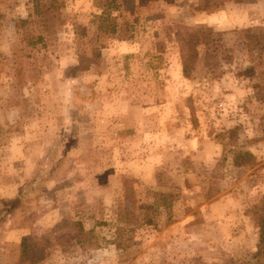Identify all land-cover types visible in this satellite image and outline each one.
Returning a JSON list of instances; mask_svg holds the SVG:
<instances>
[{
    "label": "rangeland",
    "instance_id": "1",
    "mask_svg": "<svg viewBox=\"0 0 264 264\" xmlns=\"http://www.w3.org/2000/svg\"><path fill=\"white\" fill-rule=\"evenodd\" d=\"M34 1L0 0V264H28L25 237L44 248L36 264L248 258L264 197V0H116L112 35L96 31L102 0ZM240 150L254 161L235 165ZM118 205L131 223L114 224ZM77 222L98 247L79 246Z\"/></svg>",
    "mask_w": 264,
    "mask_h": 264
},
{
    "label": "trees",
    "instance_id": "2",
    "mask_svg": "<svg viewBox=\"0 0 264 264\" xmlns=\"http://www.w3.org/2000/svg\"><path fill=\"white\" fill-rule=\"evenodd\" d=\"M36 7V11H38V2L37 0L34 1ZM101 9L102 12L100 16H98L97 19V26H96V31L103 33V34H108L112 35L116 31V24L114 22V18L111 15V9L112 8H117L116 5V0H102L101 3ZM51 6L48 7L50 10ZM24 23V22H23ZM46 28V31H45ZM47 32V27H44L42 29L41 34H39L36 37V42L45 44V33ZM201 33V31H199ZM188 43L189 44H194L195 46L199 44V36L198 33H190L188 34ZM195 49V48H194ZM193 51L195 52V50ZM196 53V52H195ZM191 54V53H190ZM97 57H100V53L97 52L95 54ZM190 60H183L182 63V73L184 77H188L190 75ZM233 162L235 165L241 166L246 163H251L254 161V157L250 152H244V151H235L233 154ZM124 184H127V182H124ZM160 201H162V204L165 206L169 205L168 199L165 196L160 197ZM138 208L140 209H151L150 206H139ZM252 215L255 218L257 228H258V242L256 246L255 252L250 254L248 258L245 260L239 261L236 264H261L263 259H264V197L261 199V201L255 205L252 210ZM114 224H122V223H131L130 216L131 214L129 212L121 211L118 207L114 211ZM145 223L150 224L151 223V218L149 216L146 217V220H144ZM104 225V224H102ZM77 227H78V233L79 236L76 239V242L79 244L80 247L85 248L88 245L92 246L94 245L95 247L99 246L98 243V238L93 234V230L85 231L82 224L80 222H77ZM120 228V229H119ZM119 228L115 231L120 232L122 230V227L119 226ZM110 244L114 245L118 249H126V246H122L121 244V239H120V233L116 238H113L112 240L109 241ZM44 258V248L41 247L39 244L35 243L32 241L29 237H25L22 239L21 243V254H20V263H28V264H36L40 260ZM198 264H204L202 262H199Z\"/></svg>",
    "mask_w": 264,
    "mask_h": 264
}]
</instances>
